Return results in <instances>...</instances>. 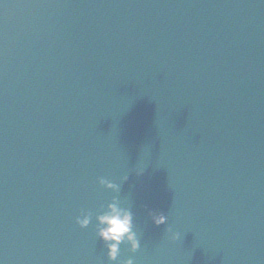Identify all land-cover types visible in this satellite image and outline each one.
Returning a JSON list of instances; mask_svg holds the SVG:
<instances>
[{"label":"water","instance_id":"95a60500","mask_svg":"<svg viewBox=\"0 0 264 264\" xmlns=\"http://www.w3.org/2000/svg\"><path fill=\"white\" fill-rule=\"evenodd\" d=\"M125 2L0 0V222L35 264H264V0ZM113 196L140 246L110 261Z\"/></svg>","mask_w":264,"mask_h":264},{"label":"clouds","instance_id":"9594fccd","mask_svg":"<svg viewBox=\"0 0 264 264\" xmlns=\"http://www.w3.org/2000/svg\"><path fill=\"white\" fill-rule=\"evenodd\" d=\"M123 180H127V175L122 177ZM98 183L113 192L120 191L118 184L103 177L98 178ZM92 215V212L84 211L75 218V222L82 228L86 227L89 225ZM148 215L156 225L164 224L167 221V217L158 211L149 210ZM95 220V232L97 237L104 243L108 260L115 261L117 259L122 243H126L130 251L139 248L140 241L133 230V213L129 208L121 206L117 196H113L111 201L103 206V211L95 215ZM178 235L177 232L171 231L170 238L175 240ZM123 264H133V260L127 258L123 261Z\"/></svg>","mask_w":264,"mask_h":264}]
</instances>
